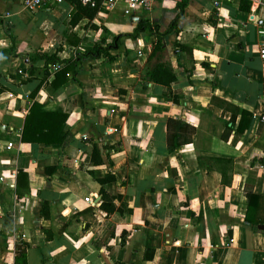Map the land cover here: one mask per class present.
<instances>
[{"label": "crops", "instance_id": "1", "mask_svg": "<svg viewBox=\"0 0 264 264\" xmlns=\"http://www.w3.org/2000/svg\"><path fill=\"white\" fill-rule=\"evenodd\" d=\"M177 1L100 4L71 24L66 0L36 10L0 0V264H264V228L245 225L243 191L264 195L262 6L188 0L161 39L167 61L152 58L174 75L168 86L146 76L150 31L122 36L112 59L83 60L57 87L61 65L33 60L83 54L140 20L163 32ZM33 103L66 116L59 141L21 140ZM230 105L249 111L241 132ZM169 117L195 129L175 150Z\"/></svg>", "mask_w": 264, "mask_h": 264}, {"label": "trees", "instance_id": "2", "mask_svg": "<svg viewBox=\"0 0 264 264\" xmlns=\"http://www.w3.org/2000/svg\"><path fill=\"white\" fill-rule=\"evenodd\" d=\"M73 7L71 24L77 23L81 17L87 18L89 21L94 18L100 9V4L102 0H88L87 2H82V0H66ZM188 0H178L176 2L177 12L174 18L169 22L166 30L163 32L158 31V26L155 23H151L148 20H140L137 25L133 28L130 33L114 35L112 40L107 42L105 40H100L94 43L91 50L85 53H77L75 56L60 59L56 52L52 54L42 53L33 56V60L44 59L45 67L46 64L49 65H61V67L54 73V78L52 80V85L57 87L67 80L70 75L74 79L73 74L76 72L77 68L81 62L88 58H99L106 57L112 59L109 54V50L118 47L121 42L120 38L122 36L129 37L132 40L139 38L140 33L144 31H150L155 35L157 41L154 45L152 52L147 57V60L152 59L154 56L159 57L158 53H161L164 48H162L161 39L170 31H178L177 22L182 17L184 8L187 5ZM250 0H239V8L248 11L250 8ZM173 46L176 48L182 46L177 40L173 42ZM46 73V71L44 70ZM148 81L154 83L168 86L169 83L174 79V75L171 70L164 63L155 62L152 64L150 69L146 72ZM232 115L231 120L234 119L237 113L241 114V118L238 124L237 131L241 132L246 127V122L244 118L248 116L249 111L244 108L239 109L237 107L231 106ZM66 116L61 112H46L41 110L40 104L33 103L29 109L28 114L24 120V126L21 133V140L27 142L33 140L34 142H39L42 144L55 143L59 141L57 134L65 121ZM167 129V149L175 150L176 148L188 144L192 141V136L195 133V129L192 125L176 118H167L166 120ZM223 139L226 135L223 133L221 136ZM246 185L243 187L244 194L248 200V207L246 215L244 217V223L252 229H256L258 225L264 224V195L252 192L251 189L247 190ZM21 264H24V259L19 258Z\"/></svg>", "mask_w": 264, "mask_h": 264}, {"label": "built area", "instance_id": "3", "mask_svg": "<svg viewBox=\"0 0 264 264\" xmlns=\"http://www.w3.org/2000/svg\"><path fill=\"white\" fill-rule=\"evenodd\" d=\"M55 0H22L23 6L29 10H36L40 7H44L49 5L51 2ZM59 1V0H56ZM153 0H102L101 6L105 10H111L118 4H125L129 11L134 10H144L148 9ZM255 4L258 6H262L264 8V0H253ZM259 35L262 37V41L259 48V56L264 59V28L262 27L258 31ZM261 120L264 121V117H261ZM88 199L85 198V201ZM232 242V239L228 240Z\"/></svg>", "mask_w": 264, "mask_h": 264}, {"label": "rangeland", "instance_id": "4", "mask_svg": "<svg viewBox=\"0 0 264 264\" xmlns=\"http://www.w3.org/2000/svg\"><path fill=\"white\" fill-rule=\"evenodd\" d=\"M158 55H159V57L158 58H156V59H158V60H161V59H165V57H167V56H165L163 53L161 54V53H158ZM156 59H152L150 62V64H152ZM165 61H167V59H165Z\"/></svg>", "mask_w": 264, "mask_h": 264}, {"label": "water", "instance_id": "5", "mask_svg": "<svg viewBox=\"0 0 264 264\" xmlns=\"http://www.w3.org/2000/svg\"><path fill=\"white\" fill-rule=\"evenodd\" d=\"M257 228H258V229H263L264 226H263V225H259V226H257Z\"/></svg>", "mask_w": 264, "mask_h": 264}]
</instances>
